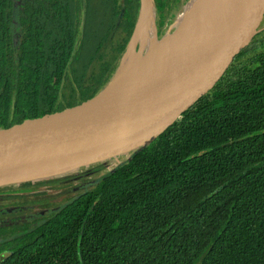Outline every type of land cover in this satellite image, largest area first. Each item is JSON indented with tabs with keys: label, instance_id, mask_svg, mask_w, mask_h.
<instances>
[{
	"label": "trees",
	"instance_id": "obj_1",
	"mask_svg": "<svg viewBox=\"0 0 264 264\" xmlns=\"http://www.w3.org/2000/svg\"><path fill=\"white\" fill-rule=\"evenodd\" d=\"M189 1L151 0L158 39ZM140 8L0 0V126L101 89ZM72 187L67 176L0 181V264H264V34L127 162L75 197ZM13 209L21 219L2 221Z\"/></svg>",
	"mask_w": 264,
	"mask_h": 264
},
{
	"label": "water",
	"instance_id": "obj_2",
	"mask_svg": "<svg viewBox=\"0 0 264 264\" xmlns=\"http://www.w3.org/2000/svg\"><path fill=\"white\" fill-rule=\"evenodd\" d=\"M263 34L264 0H236L194 37L117 71L97 92L1 125L0 181L144 144L221 85Z\"/></svg>",
	"mask_w": 264,
	"mask_h": 264
},
{
	"label": "bare ground",
	"instance_id": "obj_3",
	"mask_svg": "<svg viewBox=\"0 0 264 264\" xmlns=\"http://www.w3.org/2000/svg\"><path fill=\"white\" fill-rule=\"evenodd\" d=\"M236 0H190L178 15L175 28L156 37L151 0H142V14L129 41L121 71L139 67L194 37L215 23Z\"/></svg>",
	"mask_w": 264,
	"mask_h": 264
},
{
	"label": "rangeland",
	"instance_id": "obj_4",
	"mask_svg": "<svg viewBox=\"0 0 264 264\" xmlns=\"http://www.w3.org/2000/svg\"><path fill=\"white\" fill-rule=\"evenodd\" d=\"M15 15H16V11H15ZM123 64L124 63H122L119 66L118 71L121 70V67L123 66ZM139 146L140 145H136V146L121 150L116 153L100 155L99 157L93 160H90V161L85 162L84 160V161H80L75 164L65 165L63 167L60 166V167L51 168V170L45 171L40 174L14 177L13 179H22V178L25 179L29 177H35V176H39V177L41 176L45 179L46 178L48 179L53 176H57V177L67 176V181H71L74 185V187L71 188L68 194L70 195V197H75L80 192H83L85 190L92 188L97 182H99L100 180L108 176L119 165L127 162L130 159L132 153L135 150H137ZM65 203H67L66 200H64L60 204V206L64 205ZM19 210L20 209H13L11 213L9 214L7 213L8 215L2 218L3 219L2 221H5L6 217L12 218L14 220L21 219L20 215H23V214L22 212H18ZM30 215L39 216L40 213L39 212H29V213L25 212L24 213V216L26 217H31ZM0 222H1V219H0Z\"/></svg>",
	"mask_w": 264,
	"mask_h": 264
}]
</instances>
